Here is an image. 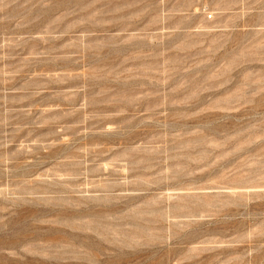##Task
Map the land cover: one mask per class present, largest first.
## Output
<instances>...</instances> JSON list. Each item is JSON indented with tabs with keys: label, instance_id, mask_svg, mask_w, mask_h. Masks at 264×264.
I'll return each mask as SVG.
<instances>
[{
	"label": "rangeland",
	"instance_id": "374dc122",
	"mask_svg": "<svg viewBox=\"0 0 264 264\" xmlns=\"http://www.w3.org/2000/svg\"><path fill=\"white\" fill-rule=\"evenodd\" d=\"M0 264H264V0H0Z\"/></svg>",
	"mask_w": 264,
	"mask_h": 264
}]
</instances>
